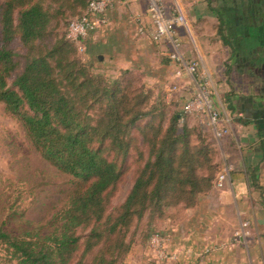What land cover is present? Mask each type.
<instances>
[{"label":"trees","instance_id":"obj_1","mask_svg":"<svg viewBox=\"0 0 264 264\" xmlns=\"http://www.w3.org/2000/svg\"><path fill=\"white\" fill-rule=\"evenodd\" d=\"M90 1L0 0V102L31 149L73 179L51 232L0 227L17 264H127L136 222L148 217V234L157 233L161 222L199 204L223 170L205 114L204 124L190 125L189 112L168 114L162 101L150 103L134 71L106 76L77 55L68 27ZM56 18H65L67 29L54 40ZM159 42L183 70L170 42ZM229 101L228 93L224 103L234 110ZM130 167L132 186L112 206Z\"/></svg>","mask_w":264,"mask_h":264},{"label":"crops","instance_id":"obj_2","mask_svg":"<svg viewBox=\"0 0 264 264\" xmlns=\"http://www.w3.org/2000/svg\"><path fill=\"white\" fill-rule=\"evenodd\" d=\"M162 1L168 15L186 17L177 35L180 53L187 62L196 60L208 78L215 108L221 113L218 126L230 130L222 138L213 137L218 161L223 169L232 167L223 186H216L197 207L187 210L182 227L170 225V251L178 264H264V0H248V6L236 0ZM132 12L143 16L138 26L153 40L144 0L108 8L103 14L106 22L86 38L105 43L112 24L120 20L126 25ZM170 65L177 68L172 61ZM177 72L178 68L173 82H187L190 96L196 90L192 76L186 70ZM228 93L234 110L224 103ZM194 115H200L199 120ZM205 115L190 113V125L204 124ZM241 216L251 221V240L237 236Z\"/></svg>","mask_w":264,"mask_h":264},{"label":"rangeland","instance_id":"obj_3","mask_svg":"<svg viewBox=\"0 0 264 264\" xmlns=\"http://www.w3.org/2000/svg\"><path fill=\"white\" fill-rule=\"evenodd\" d=\"M236 1L247 6L249 4L246 2L248 0ZM246 5H241V8L244 13H249ZM141 16L132 12L128 22L130 26L120 20L113 23L107 32L105 43H92L88 38L78 42L77 55L91 64L94 72L106 76L117 77L123 70L134 71L151 93L150 103L162 101L169 111L168 114L174 110H185L187 82L183 79L173 82L172 75L177 68L170 65L169 46L166 42H155L143 34L144 31L138 26L142 22ZM66 29L65 18L54 19L51 26L53 39L64 37ZM17 46L20 48L19 44ZM175 85L178 89H174ZM194 117L199 120L200 115ZM190 122L188 117V123ZM214 137L217 138L215 135ZM133 173L134 168L130 167L119 192L113 198L112 206L118 205L127 196L132 186ZM72 187V177L50 166L31 149L24 127L6 113L4 104L0 102V227L14 233L25 230L42 234L51 232L58 226V211L64 205ZM189 209L192 208L180 211L174 219L161 222L156 226L157 233L151 235L148 234V217L136 222L128 233L132 246L127 256V264H178L175 255L170 251L172 238L167 230L174 224L182 227ZM15 212L19 215L14 216ZM245 223L247 226H244ZM237 229L240 232L237 236L252 239L253 231L249 219L241 216ZM178 233L183 234L181 229H178ZM155 235L159 236L153 241ZM0 264H17V260L11 257L1 242Z\"/></svg>","mask_w":264,"mask_h":264},{"label":"built area","instance_id":"obj_4","mask_svg":"<svg viewBox=\"0 0 264 264\" xmlns=\"http://www.w3.org/2000/svg\"><path fill=\"white\" fill-rule=\"evenodd\" d=\"M130 1L131 0H91L87 13L81 18L74 19L70 23L68 27V37L77 42H81L86 36L106 22V18H104L103 14L108 8ZM144 1L147 2L152 18V39L157 42L168 40L173 48L171 58L180 62L183 65V70H186L194 80L196 93L193 98L186 102L184 107L185 112L208 114L209 123L213 129L214 135L217 138L224 137L230 130L228 127L218 126L221 120V113L215 108L208 78L201 73L196 60L187 62L180 53L181 42L177 35L179 29L187 23L186 17L182 13L168 15L162 0ZM140 30L143 32V27H140ZM181 72L182 69H178L177 74L180 75ZM174 89H178V86L175 85ZM231 169V166H226L219 173L216 182L218 187L223 186L227 179L228 172ZM244 226H247V223H245ZM239 233L240 232H238V234ZM156 236L159 235L153 236V241L158 239Z\"/></svg>","mask_w":264,"mask_h":264}]
</instances>
